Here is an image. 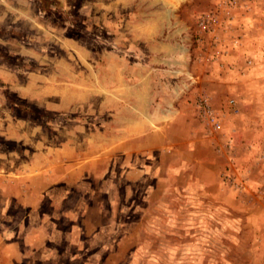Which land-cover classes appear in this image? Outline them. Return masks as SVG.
I'll use <instances>...</instances> for the list:
<instances>
[{"label":"rangeland","instance_id":"374dc122","mask_svg":"<svg viewBox=\"0 0 264 264\" xmlns=\"http://www.w3.org/2000/svg\"><path fill=\"white\" fill-rule=\"evenodd\" d=\"M0 264H264V0H0Z\"/></svg>","mask_w":264,"mask_h":264}]
</instances>
